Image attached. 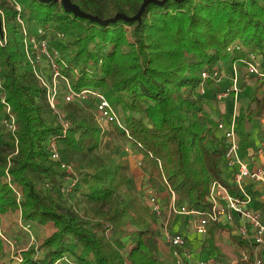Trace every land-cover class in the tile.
Wrapping results in <instances>:
<instances>
[{"label": "trees", "instance_id": "16d2710c", "mask_svg": "<svg viewBox=\"0 0 264 264\" xmlns=\"http://www.w3.org/2000/svg\"><path fill=\"white\" fill-rule=\"evenodd\" d=\"M71 1L102 20L119 15L131 20L100 24L65 11L60 1L0 0V217L16 215L32 230L55 227L40 246L33 243L21 252L22 261L0 258V264H54L65 254L79 264H178L175 251L192 264L187 235L169 223V232L182 235L183 243H166L162 224L141 190L167 193V204L172 192L177 206L203 213L211 207L213 180L237 194L225 179L230 172L221 118L213 127L200 87L203 72L223 77L237 64L241 73L250 55L260 59L264 73V0ZM145 2L140 18L133 19ZM19 20L58 50L60 73L71 87L104 94L124 127L101 126L96 104L89 109L94 106L90 97L83 101L88 106L69 102L60 107L70 124L63 132L47 89L26 58ZM249 74L256 82L253 98L237 117L247 128L245 150L264 143V76ZM11 118L14 130L6 124ZM255 131L258 144L248 140ZM52 139L61 161L72 164L78 176L72 192L62 191L68 177L75 176L52 160ZM126 148L141 159V190L122 154ZM44 186H59L62 193L96 206L98 219L63 206L61 197L58 202L46 199L40 191ZM19 234L20 240L27 235L22 228ZM251 234H230L224 251L212 257L216 264H264V245L252 241ZM1 249L0 239V254Z\"/></svg>", "mask_w": 264, "mask_h": 264}, {"label": "built area", "instance_id": "2783aa9c", "mask_svg": "<svg viewBox=\"0 0 264 264\" xmlns=\"http://www.w3.org/2000/svg\"><path fill=\"white\" fill-rule=\"evenodd\" d=\"M18 10L20 8L18 7ZM22 24L21 31H23V46L25 47V53L27 60L30 61L34 73L40 81L41 86L47 89V101L51 108L56 112L58 118L60 119L63 132L69 127V122L65 118V114L60 110L59 107V84L64 83L66 88V94L63 97L64 103L69 102H83L85 99L93 97L96 104V117L97 122L105 127L109 128L114 123L118 124L120 127H124L122 118L118 115L111 103L106 99L104 94L101 92H95L89 89H83V91H77L72 88L69 84L68 79L60 73V67L57 63V58L59 57V52L55 47H51L48 43V38L42 37L40 35L36 36L30 34L27 26ZM59 38H64V34H58ZM5 41V39H4ZM3 43V39L0 37V45ZM260 59L255 55H250L246 61V68L248 72L260 77L264 76V73L260 70ZM49 66V67H48ZM234 74L231 78L232 85L230 89L225 92L217 94L219 100H223L225 96L230 95V93L235 94V96L240 92L239 89V73L240 69L237 66H233ZM49 70V73L47 72ZM48 73V74H47ZM223 77L218 73L210 76L207 72L202 73V82L200 87V94L205 93L206 82L208 80L221 81ZM0 88H1V77H0ZM14 119L6 122L8 128L15 129ZM218 127L221 130L225 142L227 143L228 149L225 154V161L228 168H232L229 176V184L234 185L237 191L236 195L230 193L229 187L226 186L222 181L213 180L210 184V191L208 194L209 201L211 203L210 210L203 213L196 209L189 208L186 205L181 207L177 206L175 202V194L171 192L169 196V201L166 206L163 202H160L159 192L154 188H148L145 192V198L147 203H149L152 210L156 213L159 218L164 232V239L166 243L171 246H177L183 243V237L180 234H173L169 232L168 224L171 221V215H182L188 218L195 217L196 225L195 230L202 236H206L209 233L208 225L212 223L220 224L222 221L235 224V219L239 221V225L235 227L238 234L243 235L245 238L250 237L252 233V241L264 245V223L261 220V215L256 211L251 209L250 204L252 203V195L246 189L244 181L246 179H252L254 181L260 182L264 185V165L251 170L248 165L242 160L239 155L240 152V141L237 135V128L235 127V120L233 119L228 127H225L222 121L218 122ZM51 148V157L53 161H61L60 150L57 142L52 139L49 144ZM263 147L260 149L262 152ZM126 151L130 153V148H126ZM62 162V161H61ZM67 173L74 175L75 177H68V182L66 186L62 187V191L72 192V188L75 187L78 181V176L75 175L73 170V165H68L62 162L61 166ZM7 178L11 181L9 174L7 173ZM19 193V192H18ZM21 199V193H19V201ZM167 213L164 217V213ZM170 220V221H169ZM19 226L23 231L29 236L30 245L35 243L32 228L29 225L23 224L20 220L17 221ZM252 231V232H251ZM0 239L2 245L11 252V259L13 261H22L21 252L27 250L17 249L18 241L13 239L8 235L4 224L0 217ZM176 261L178 264H185L181 259L178 251L174 252ZM10 259V260H11ZM54 264H79L76 260L72 259L68 254L63 255ZM196 264H216L214 258L208 257L206 260H199Z\"/></svg>", "mask_w": 264, "mask_h": 264}, {"label": "rangeland", "instance_id": "374dc122", "mask_svg": "<svg viewBox=\"0 0 264 264\" xmlns=\"http://www.w3.org/2000/svg\"><path fill=\"white\" fill-rule=\"evenodd\" d=\"M233 66H237V64H233ZM233 73L234 72H230V70L227 71V73H225V75L223 76V78L221 79V81L216 82L215 83H207V86L205 87V93H204V98L205 99V113H207L209 116L213 117L215 116V120L211 121V124L213 127L217 128V123H216V119L217 118H221L225 125V127H228L233 119V116L235 115L236 120H235V125L237 127V135L239 137V141L240 143V152L239 155L241 156L242 153V149L244 147L247 146V141L244 140V135L246 134L247 128L245 129L244 126H242L239 123V120L237 119L238 115H239V110L240 109H245L247 103L253 98V90H254V84L256 83L255 80L253 79L252 76H250L248 69L247 68H243L241 70L240 76H239V89L240 92L235 96V94L233 95V97H231V95L225 96L224 99L221 101L217 98V94L224 92L223 89L228 88V85H230V81L232 82L231 78L233 77ZM252 77V78H251ZM222 85V86H221ZM232 85V84H231ZM59 87L61 90H59L60 92V96H59V107L65 108L67 103H64L63 101V97L66 94V88L64 86L63 83L59 84ZM230 89V88H229ZM223 102V103H222ZM225 102V105H224ZM77 104H81L83 105H87L86 102H79ZM221 104V106H225V110L221 111V108H219V105ZM95 107V102H94V106L90 107L89 109L94 110ZM219 108V109H218ZM81 109V108H78ZM236 109V112H234ZM219 110V111H217ZM50 118H52L54 121L57 122L56 118H53V115L51 114ZM259 137L260 135L255 131L252 132L251 135L249 136V141L258 144L259 143ZM257 146V145H256ZM253 147H251L252 149ZM133 153V151H131ZM263 154L260 156L255 157V161L248 163V167L252 168V166L257 162H259L260 164L264 163V152H262ZM123 156L125 158H127L129 156V153L124 149L123 150ZM242 157V156H241ZM244 157V156H243ZM242 157V158H243ZM135 166H137V163H135ZM137 169V167H136ZM139 169V168H138ZM227 172H232V168H226ZM136 175H134V178L137 182L138 187H140L139 189L141 190V186H140V174H138L137 170H135ZM228 177V176H227ZM40 191L42 192V194H44L45 198L48 200H55L58 202L59 197L62 198V205L66 206L68 208H76L81 215L83 216H87V218H95L98 219L97 215L94 213L96 206L94 205H90V204H86L83 200H80V197H77L75 194L73 193H62V191H60L59 186H44L43 188L40 189ZM145 191H146V187L143 188L141 190V196L145 199ZM60 192L61 195L60 196ZM161 202V201H160ZM167 203L164 204V206H166ZM74 207V208H73ZM91 214V215H90ZM90 215V216H88ZM5 220L3 219V222H5L6 226V232L8 233V235L10 237H12L14 240L16 239L18 241V248L17 249H25L27 247H29L30 245V239L27 235L24 236L23 240L19 239V236H22L19 234V230L21 229L19 224L16 221H19V219L17 218L16 215L11 216V217H4ZM175 218L176 217H171V221L170 224H174L175 222ZM188 227V224L182 225L180 226V228H176L177 230L180 229L181 231L185 230ZM55 230L54 225H49V226H45L44 228L42 227H35L33 228L32 232H33V236H34V242L36 244V246H40L41 243L45 240L46 237H48V235H50L53 231ZM207 236V235H206ZM202 237L201 235H198L197 232H192L190 235V239L192 241V245H200V242H206L210 243V238L208 237ZM204 238V240H203ZM227 240L226 237H223V235L221 236L220 241L218 242L216 239L212 238L211 239V243L208 244L209 246L206 248L208 249V251H204L198 249V250H194L192 251V255L189 256L188 260H190L192 262V264H196L201 258V259H207V257H209V255H211V257H213L215 255V253L217 252H222L224 250V246H225V242ZM213 249V250H212ZM215 250V251H214ZM1 254H0V258L2 260H7L9 261L11 259V252H9L3 245H2V249H1ZM203 252V253H202ZM206 252V254H205ZM208 253V254H207ZM2 256V257H1ZM204 257V258H203ZM170 261H173L172 258H170ZM174 262V261H173Z\"/></svg>", "mask_w": 264, "mask_h": 264}, {"label": "crops", "instance_id": "0c3cea01", "mask_svg": "<svg viewBox=\"0 0 264 264\" xmlns=\"http://www.w3.org/2000/svg\"><path fill=\"white\" fill-rule=\"evenodd\" d=\"M231 95V94H230ZM231 97H233L232 95H231ZM233 99H234V97H233ZM223 103V102H222ZM224 105H225V102H224ZM221 106V104L219 105V108H221V111H224L225 110V106ZM234 112H236V109H235V111ZM214 117V120H215V116H213ZM233 118H235V115L233 116ZM221 121H223L222 119H221ZM261 122H262V124H264V118L261 120ZM258 146V145H257ZM257 146H255V147H253L252 149L251 148H247L246 150H245V147L241 150L242 151V153H241V156L243 157H241L242 158V160L245 162V164L246 165H248V163H251V162H253V161H255L254 159H255V157H257V156H260V155H262L263 153L262 152H264V143H262L261 144V146L259 147H257ZM261 147H263V149H262V152L260 153L259 151H260V149H261ZM127 160H129V164H130V169H131V173L133 174V175H136V173H135V170H137V172H138V174H140V162L139 161H141V159H139V157H138V155L136 154V153H132V152H130L129 153V156L126 158ZM135 163H137V166H135ZM262 165H264V163H262V164H260L259 162H257L256 161V163L252 166V168H250L251 170H254V169H256V168H258V167H260V166H262ZM136 167H137V169H136ZM139 168V169H138ZM141 175V174H140ZM226 181L228 182V184H229V177H227L226 176ZM244 185L246 186V189L250 192V194L252 195V199H253V201H252V203L250 204V207H251V209H253L254 211H256L258 214H260L261 215V220H262V222L264 223V185L263 184H261L260 182H257V181H254V180H252V179H246L245 181H244ZM148 189V187H146V190ZM146 192V191H145ZM159 197H160V201L161 202H163V204H165L166 203V200H167V193H165V192H160L159 193ZM145 200H146V198H145ZM147 201V200H146ZM5 216H2L1 217V220H2V222H3V219L5 220V218H4ZM176 218H175V222H174V224H172L171 223V225L172 226H174V229L175 228H180V226H182V225H185V224H188V227L185 229V230H183V232L187 235V237H188V240H189V243H190V246L194 249V250H198V249H200L201 250V247H202V250H203V252L204 251H208V249H206L209 245L208 244H210L211 243V239L212 238H214V239H216L218 242L220 241V239H221V236L223 235V237H226L227 238V240L225 241V242H223V243H225V246H224V249H225V247L228 245V243H229V236H230V234L231 235H235V234H238V231H237V229L235 228L236 227V224H232V223H228V222H226V221H222L219 225H214V224H210V225H208V230H209V233L207 234V236L206 237H208V238H210V243H207V241L206 242H203V241H201L200 242V245H192V241H191V239H190V235H191V233L192 232H197L196 230H195V225H196V218L195 217H190V218H188V217H186V216H182V215H176L175 216ZM237 219V218H236ZM17 222V221H16ZM18 223V222H17ZM3 224H4V227L6 226V224H5V222H3ZM49 225H51V224H47V225H45V226H49ZM53 225V224H52ZM37 227H42V228H44V226H36V228ZM35 228V227H34ZM176 230V229H175ZM174 230V231H175ZM180 230V229H179ZM252 232V231H251ZM198 233V232H197ZM198 235H200L199 233H198ZM24 236V235H23ZM202 236V235H201ZM251 236H252V234H251ZM202 237H205V236H202ZM203 240H204V238H203ZM203 244H205L206 246L205 247H203ZM201 250V251H202ZM213 250V249H212ZM215 251V250H214ZM224 251V250H223ZM222 251V252H223ZM202 252V253H203ZM206 252H205V254H206ZM219 253V252H218ZM208 254V253H207ZM216 254V253H215ZM215 256V255H214ZM213 256V257H214ZM209 257H211V255H209ZM202 258V257H201ZM201 258H199V259H201ZM204 258V257H203ZM208 258V257H207ZM212 258V257H211ZM201 260H206V259H201Z\"/></svg>", "mask_w": 264, "mask_h": 264}, {"label": "water", "instance_id": "95a60500", "mask_svg": "<svg viewBox=\"0 0 264 264\" xmlns=\"http://www.w3.org/2000/svg\"><path fill=\"white\" fill-rule=\"evenodd\" d=\"M38 1L43 2V3H47V4H49V3L53 2V1H60L62 6L64 7L65 11L73 13L74 15H76V16H78L80 18L81 17L87 18V19H90L93 22H98L100 24H107V23H110V22H115L117 19H120V18L131 20L130 18H127L126 16L124 17L123 15H119V16H117L115 18H110V20H102V19L98 18L97 16L95 17V16H92L91 14H87V13H85L83 11H80L79 7L77 5H75L71 0H38ZM147 3L148 2H145L143 4V6L141 7V9L139 11V15H137L133 19H139L140 18L141 12L144 9L145 5H147ZM0 29H1V18H0Z\"/></svg>", "mask_w": 264, "mask_h": 264}]
</instances>
